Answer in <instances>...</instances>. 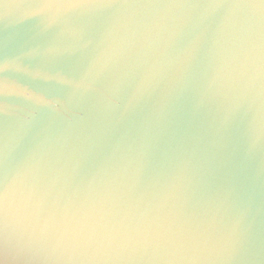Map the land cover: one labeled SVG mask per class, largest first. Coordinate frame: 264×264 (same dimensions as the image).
Wrapping results in <instances>:
<instances>
[{
    "label": "water",
    "instance_id": "95a60500",
    "mask_svg": "<svg viewBox=\"0 0 264 264\" xmlns=\"http://www.w3.org/2000/svg\"><path fill=\"white\" fill-rule=\"evenodd\" d=\"M0 264H264V0H0Z\"/></svg>",
    "mask_w": 264,
    "mask_h": 264
}]
</instances>
